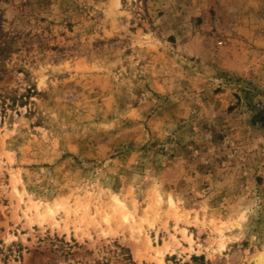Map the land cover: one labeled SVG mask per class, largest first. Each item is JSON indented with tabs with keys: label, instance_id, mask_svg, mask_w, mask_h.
Returning a JSON list of instances; mask_svg holds the SVG:
<instances>
[{
	"label": "rangeland",
	"instance_id": "1",
	"mask_svg": "<svg viewBox=\"0 0 264 264\" xmlns=\"http://www.w3.org/2000/svg\"><path fill=\"white\" fill-rule=\"evenodd\" d=\"M259 253L264 0H0V264Z\"/></svg>",
	"mask_w": 264,
	"mask_h": 264
},
{
	"label": "bare ground",
	"instance_id": "2",
	"mask_svg": "<svg viewBox=\"0 0 264 264\" xmlns=\"http://www.w3.org/2000/svg\"><path fill=\"white\" fill-rule=\"evenodd\" d=\"M253 264H262L264 263V255L261 253L257 254V256L253 259Z\"/></svg>",
	"mask_w": 264,
	"mask_h": 264
}]
</instances>
